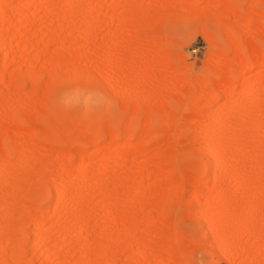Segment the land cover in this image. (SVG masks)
Wrapping results in <instances>:
<instances>
[{
    "label": "rangeland",
    "instance_id": "rangeland-1",
    "mask_svg": "<svg viewBox=\"0 0 264 264\" xmlns=\"http://www.w3.org/2000/svg\"><path fill=\"white\" fill-rule=\"evenodd\" d=\"M73 1L79 2V9L82 8L80 9L81 12L88 11V8L92 9V7L96 9H93L95 13L92 15L90 23L84 22L81 15L69 21L66 14L67 9L70 6L73 7ZM81 1H83L82 4ZM224 1L0 0V21H4L8 27L10 26V31L6 35L9 43L6 51L8 58L14 59V62L12 61L13 63L8 64L6 68L0 67V128L4 129L6 126L3 127L4 124H11L15 135L22 139L21 136L25 134L27 138L30 133L25 130L27 128L26 121L18 118V110L21 111L24 107L21 112L24 111V114L28 115V111L30 115L35 107L36 112L40 114L47 110L48 115L44 118L41 117L39 120L42 128L54 130L55 123L53 126L52 122H59L58 124L63 130L66 128L69 138L68 142L65 143L61 132L58 134L60 141L56 144L52 140L49 142L50 136V139L44 137L45 142L40 139V148L42 149L37 152L39 158L36 159V163L42 170L36 180V186H39L40 194H32L30 201L32 199L31 202L36 203L39 201L43 203L46 211L42 209V211L37 212L33 206L27 211L24 203L8 208L9 202L2 200L3 192H6L7 188L11 191V202L14 204L18 192L23 191L25 195L24 191L26 192L27 188L24 187L25 189L23 188L22 191L17 188V182L23 177L18 176L11 179L8 177V172H6V176H0V198L2 197L0 199L2 200L0 201V233L6 230L9 231L15 225L9 227L5 222L12 218L14 223L17 224L19 220L17 221L16 218L20 217L24 220L21 223L23 224L21 235L23 241L28 242V247L26 246L21 255H17V260L16 251L18 250L19 240L17 238L13 239L14 241L0 240V264H20L21 259L19 260V258H22V264H29L30 261H25V259L29 258L30 260L31 254L33 262L31 261L30 264H264V147L261 149V154L258 155L256 149H254L255 147L252 148L255 144L252 143L250 144L252 146H248L249 150L247 149L246 152L253 159L250 160L249 157V160L247 158V161L241 164L246 165V167L249 166L247 168H252V171L249 170V178L247 177L248 179L244 180V184H247L244 185L245 188H236V178L243 166L235 163L236 153L238 154L236 151L241 149L242 142L252 140L254 143L256 140H260V143L264 142V124L259 126L257 123L258 119L264 121V63L258 60L251 64L250 69L245 70L244 67L252 54V50L249 52L251 39L254 42L253 49L259 46L260 49H256V52L261 50V54L258 52L259 55H262L259 58L261 60L264 58V0H227L229 1L227 5ZM249 5L251 8L248 7ZM241 6L245 7H243L244 10ZM130 10L140 11L143 14L135 17L129 14ZM247 10L250 12H247ZM223 20L227 22H223ZM73 25H78L82 29L91 25L90 46L84 44L85 39L83 37L73 38L71 31ZM23 26L29 28V31L23 35V39L28 42L26 47L23 43L18 44L17 41L20 37L15 36L16 31L23 28ZM221 27L222 30H220ZM223 27L228 30L231 37L233 35L232 39L234 41L223 30ZM37 28L42 30L38 35L34 32ZM48 30H53L56 33L55 40L50 41L51 43L47 40L46 32ZM234 30H236V33ZM222 31L228 37L224 36ZM248 32L251 33L250 36H248ZM241 33L243 34L241 35ZM245 34L248 37H245ZM127 36L131 40L133 39L134 41H132L135 43L133 44L128 39V45L133 48V51H137V57L131 56V59L134 60L132 61L135 62V64H131L133 67L129 65L130 63L128 65L127 63L124 64L118 58H115L114 62L111 61L114 41L127 39ZM224 37L230 42H227ZM243 39L246 42H248L247 40L250 41L249 46L245 45L248 43H244ZM99 47H102L101 49L104 51L98 49ZM234 47L239 49L237 50L239 53L235 52L236 48L234 49ZM232 48L234 51H232ZM23 49H25L24 54L21 53ZM62 50L66 52L68 50V54L71 53L68 59L64 56L65 60L62 57L61 59L60 57L57 58ZM236 53L240 54L241 57L235 55ZM55 54L57 59L54 58ZM231 55L232 57L237 56L236 61ZM70 56H73V58ZM242 58H246L247 61L242 60ZM53 60L54 62L57 60L56 62H60L62 65L60 66L62 75L77 69V67L93 72L94 79L92 81L90 79L92 83H88L89 79L82 78H79V81L77 79L76 82L73 79H70L72 81L66 79L67 83L62 82L61 79L62 83L60 81L56 82L57 79H53L54 77L49 74L51 67L53 68L54 65H52ZM213 66L215 68L220 67L222 70L225 69L224 71L229 68L233 69H231L233 73L230 76L228 75L229 77L227 76L225 79L222 76L221 81H218L221 82V90L223 87L228 89L233 86L231 94L226 96L221 94V91L217 93V86L215 89L212 82L215 77L216 80H219L220 77L216 75L217 72ZM30 68L35 71V81L22 79L23 81L21 80L13 86L15 83L12 77L9 78L10 73H15L18 70L27 73ZM105 70L108 74L105 73ZM112 70L115 71L112 72ZM147 71L155 76L153 78L151 76L155 82L149 78L150 76L146 75L148 74ZM214 71L216 73H213ZM110 72L114 73L112 79L109 77ZM240 72H244L241 80ZM143 77L146 78L145 82L150 83L151 80L153 84L144 83L146 86H143ZM201 77L213 86L209 87L206 93L197 90V84L203 81ZM66 80L63 81L66 82ZM113 83L117 87H114ZM137 83L138 85H136ZM187 83L188 85H186ZM32 84L34 87L36 86L34 91L32 90L34 89ZM140 84L143 86L141 89H145L150 95L149 97L147 93H143L146 99L143 98V95V100L141 101L142 98L139 99L149 109L146 112L144 111V114H152V117L156 120L163 119L164 116L168 118L167 114L163 116V113L159 112L165 106L171 112L179 114L177 117L175 116L177 120L175 123L177 124L174 127L175 129L172 130L173 133L171 132L173 125L171 129L169 127L170 134H167L169 130L165 133L157 125H154L152 135L146 142L142 143L146 151H141L139 154V151L132 145L133 147L130 146L126 150L128 151V154H126L128 159L125 157V162H117V164L115 161L116 151L118 150L117 142L125 137V133L115 129L114 141L109 143L107 137L101 138L100 141H105L104 143L110 145L106 146L107 149L103 153L94 155V151L91 150L92 147H95L94 144L92 146L85 142V135H92V132L81 129L83 133H79L80 130L76 129L87 122L96 125L100 121L104 129H106L104 124H109L108 127H114L117 123H122L133 112V100L130 99L127 108H124L126 103L121 100L124 99L121 95L124 94L123 91L126 92L130 88L132 90H128L129 93L132 92L131 98L139 97L138 91L136 93L135 90L142 91L138 88ZM148 85L158 89L157 92L160 90L161 93L158 92L160 93L158 95L155 89H151L150 86L149 88ZM110 86L113 87L110 88ZM188 86L190 90H188ZM15 87L20 88V90L15 89ZM38 87L40 88L38 89ZM116 88L120 97L117 95L118 92L114 91ZM134 88L136 89L134 90ZM111 89H114V92ZM148 89L149 91H147ZM211 89L213 92L210 91ZM30 90L33 92L31 93ZM74 90L75 92H73ZM153 90L156 92L155 95L152 93ZM184 90L191 91V93H186ZM63 93H70L72 95L71 99L67 102H61L60 98ZM151 93L153 96H151ZM174 96H179V99ZM213 96L217 99V102H212ZM39 101H42L43 109L41 105H38ZM30 104L34 107L31 105L30 108ZM18 105L23 107L20 108ZM49 105L58 108L60 112ZM199 110H203L199 112L200 120H202L200 122L209 120L210 114L216 112L213 114L212 124L206 131H200L195 124H193L194 127L193 125L190 126V123L196 120L193 116H196L195 114ZM9 111L11 112L9 113ZM82 112H85V117ZM247 112H251L252 120L248 124H243L239 118ZM13 120L17 125L13 123ZM104 120L105 122H103ZM14 126L17 129H19V126H24L25 131H15ZM2 130L0 129V135L3 133ZM42 134L44 133L42 132ZM208 136L212 137L215 144H224L228 151L235 144L236 146L239 145L235 149L236 153L232 154L225 164V173L220 178L224 184L223 187L219 183L214 185L212 180L206 181L211 168L207 165L206 154H203L206 151H204L201 141ZM80 139L82 140L81 143ZM135 139L136 137H132L131 140ZM23 142L28 143V138L24 139ZM114 142L115 145H112ZM41 145L44 147H41ZM262 145L264 146V143L260 144L261 148ZM50 146H53V149ZM79 147L84 150L88 149L85 152L86 155L77 156L72 154L64 159L65 164L70 162L67 164L69 167H73L72 162H74V166L77 164L79 169L77 173L75 172L72 175V181L70 180L73 190H70V196L68 195L65 202L54 210L55 191L50 177L55 173L57 164L61 162L62 151L66 149V151H72L73 148L79 150ZM108 153H111L112 157L109 167L110 173L100 176L101 167L98 164L104 156L110 155ZM86 156H96L94 159L96 164L93 166V170L88 171V173L85 171V162L88 161ZM257 156L261 161L255 160L258 159ZM156 160L163 161L161 164L163 163L164 167L167 166L168 169L167 167H165V170L160 169L159 166L157 167ZM254 160L255 163L250 166L248 163L250 161L253 163ZM154 161L156 162L154 163ZM144 162H151V167L141 173L139 167ZM25 164H21V166ZM3 170H5L4 167L0 165V173ZM171 171L175 174H171ZM202 173H205L204 185L203 188H197L198 180L195 176L199 178ZM36 195H39L40 198H36ZM77 195H81V199ZM164 200H170V205H159ZM226 205L232 210L238 211L241 220L236 223V226L234 225V228H229L231 235L228 238V244L226 247H222L221 234L224 228L220 227L221 229L218 228L215 233H210L205 217L209 209L212 215L217 216L218 210ZM15 226L11 231L19 234L20 231ZM35 231L44 235L39 237V241L32 238ZM46 233L49 234L48 241L43 240L47 235ZM181 233L183 234L180 235L182 237L179 236ZM242 244H244L246 251L244 256L240 255ZM112 245L115 248L112 249L114 252L116 248L120 250H118V255L116 254L117 251L112 253L113 255H105L101 247L106 249L107 247L111 248ZM34 246L38 248H34ZM4 248L9 250L14 248L12 250L14 252L8 251L10 254L11 252L14 253L15 258L12 256V258L7 257L6 259L4 254L1 253ZM84 248L92 249L89 252L81 253V250H86ZM32 249L37 250L33 251ZM93 251L95 252L93 253ZM254 252L261 257L262 261L260 263L250 261L255 256ZM36 253L38 254L36 255ZM23 255L25 259H23ZM108 258L110 259L108 260ZM138 259H145L143 260L145 262ZM110 260L113 262L111 263ZM134 260L137 263H133Z\"/></svg>",
    "mask_w": 264,
    "mask_h": 264
},
{
    "label": "bare ground",
    "instance_id": "bare-ground-1",
    "mask_svg": "<svg viewBox=\"0 0 264 264\" xmlns=\"http://www.w3.org/2000/svg\"><path fill=\"white\" fill-rule=\"evenodd\" d=\"M12 1H15V0H12ZM38 1V0H37ZM220 1V0H219ZM221 1H224V0H221ZM244 1H246V0H244ZM218 2V1H217ZM224 2H226V5H227V2H229V1H224ZM74 5H73V7L72 6H70L68 9H67V14H66V17L67 18H69V21H71V20H73V18H76V16H78V15H81V17H82V19H83V21L84 22H86V23H88L91 19H92V15L95 13V11L94 10H96V9H94L93 7H92V9H89L88 8V11L87 10H85L84 12H81L80 11V9H82L81 7H80V9H79V2L77 1V2H72ZM83 3V1H81V4ZM219 3H222V2H219ZM252 3V2H251ZM229 4V3H228ZM245 4V3H244ZM246 5V4H245ZM244 5V6H245ZM243 6V7H244ZM230 7H231V5H230ZM242 7V6H241ZM242 7V8H243ZM248 7H250V5L248 6ZM245 8V7H244ZM244 8H243V10H244ZM251 8V7H250ZM254 8V6L252 7V9ZM84 9V8H83ZM94 9V10H93ZM248 9V8H247ZM97 10H98V8H97ZM248 10H251V9H248ZM247 10V12H250V11H248ZM83 11V10H82ZM101 11V10H100ZM103 11V10H102ZM129 14H132V15H134L135 17H138V16H142V14H143V12H140V11H134V10H130L129 11ZM131 15V16H132ZM213 15V14H212ZM99 16V15H98ZM79 17V16H78ZM219 17V16H218ZM217 17V18H218ZM78 19V18H77ZM221 19V18H220ZM223 19V18H222ZM78 21V20H77ZM76 21V22H77ZM81 21V20H80ZM222 21V20H221ZM73 22V21H72ZM72 22H70V24H72ZM223 22H227V21H225V20H223ZM229 22H231V21H229ZM90 23V22H89ZM229 24V23H228ZM232 24H235L234 22H232ZM236 25V24H235ZM68 26V25H67ZM222 26H224V25H222ZM233 26V25H232ZM70 27V26H69ZM73 28V30H71L72 31V35L74 36L73 38L74 39H77V38H81V37H83L84 39H85V43L84 44H87V45H89L90 46V44H91V41H90V39H89V37H90V31H91V25H90V27H89V25L87 26V27H89V28H85V29H82V27H79L78 25H73L72 26ZM9 28H10V26L8 27L7 25H6V23L4 22V21H0V67H4V68H6L7 66H8V64H10L12 61L14 62V59H9L8 58V53H7V51H6V47L9 45V43H8V38H7V34H8V32L10 31L9 30ZM235 28V27H234ZM233 28V29H234ZM226 28H224L223 27V30H225ZM220 30H222V27H221V29ZM245 30V29H244ZM243 30V31H244ZM29 31V28H27V26H23V28H19L17 31H16V33H15V36L17 35V36H19L20 37V39H19V41H17V43L18 44H20V43H23L24 44V47H26L27 45H28V42H27V40L26 39H23L24 37H23V35L24 34H26L27 32ZM70 31V32H71ZM236 30H234V32H235ZM37 35L39 34V33H41L42 32V30L40 29V28H37V29H35V31H34ZM223 32V31H222ZM225 32L228 34V30H225ZM242 32V31H241ZM34 33V34H35ZM236 33V32H235ZM239 33V32H238ZM247 33V32H246ZM249 33V32H248ZM35 34V35H36ZM46 34H47V40L50 42V41H53V40H55L54 38L56 37V33H55V31H53V30H48L47 32H46ZM227 34H225L224 32H223V35L225 36H227L228 37V35ZM243 33H241V35H242ZM250 34L251 33H249L248 34V36H250ZM115 35V34H114ZM129 35V34H128ZM237 35V34H236ZM239 35V34H238ZM246 35V34H245ZM230 37H231V35H229ZM240 36V35H239ZM247 35L245 36V37H248ZM126 37V36H125ZM128 38L126 39V38H124V40H120L119 41V39H118V41H114V46H113V52L111 53L112 55V62H114V60H115V58L117 59H119L120 61H123L124 62V64H126L127 63V65H128V63H130L129 65H131V64H135V62H133L134 60L133 59H131V56L132 55H134V57H137L136 56V54H137V51L135 52V51H133L132 49L133 48H131L130 47V45H128V43H127V40L129 39L130 41H132L131 39H130V37L129 36H127ZM229 37V38H230ZM232 37H233V35H232ZM232 37H231V39H232ZM122 39V38H121ZM126 39V40H125ZM224 39L225 40H227L226 39V37H224ZM115 40H117V39H115ZM240 40H241V37H240ZM244 40V39H243ZM47 41V42H48ZM134 41V40H133ZM133 41H132V43H133ZM229 40H227V42H228ZM232 41H234V39H232ZM236 41V40H235ZM248 42H246L245 40H244V43L246 42V43H248V44H245V45H248L249 46V44H250V41L249 40H247ZM251 41H252V43L250 44L251 45V49H249V52L252 50V54L250 55V57H249V59H248V61L247 60H245V59H243L242 58V60H244V61H247V64L244 66L245 67V70H247V69H250V67H251V64L252 63H254V62H257L258 60L260 61V62H262V63H264V58L261 60L260 58V56H262V55H259V53L261 52V50L259 51H257L256 52V49H258L259 48V46L257 47V48H255V49H253L254 47H252V45H253V40L251 39ZM226 42V41H225ZM230 42V41H229ZM237 42V41H236ZM16 43V45L18 46V44ZM51 43V42H50ZM105 43V42H104ZM232 43V42H231ZM230 43V44H231ZM103 44V43H102ZM101 44V45H102ZM129 44H131V43H129ZM133 44H135V43H133ZM100 45V46H101ZM232 45V44H231ZM256 45V44H255ZM103 46V45H102ZM109 46V45H108ZM234 46V45H233ZM235 46H237L236 44H235ZM247 46V47H248ZM153 47V46H152ZM238 47V46H237ZM237 47H234V49H235V52L237 51V50H239V49H237ZM247 47H244L245 49L247 48ZM17 48V47H16ZM102 48V47H101ZM100 47L98 48V49H100L101 51H104V50H102ZM105 48V47H104ZM150 48V47H149ZM106 49V48H105ZM233 49V48H232ZM234 49L232 50V51H234ZM260 49V48H259ZM150 50V49H149ZM148 50V51H149ZM231 50V49H230ZM253 50H255V51H253ZM63 51V55L61 54V52ZM62 51H60V53L58 54V56H57V58L58 57H60V59H61V57L63 58V60H65L64 59V57H66L67 59H68V57H69V55H71V53L70 54H68V50H67V52L65 51V50H62ZM109 51V50H108ZM245 51V50H244ZM68 54H66V53ZM98 52L100 53V51L98 50ZM135 52V53H134ZM234 52V53H235ZM238 52V51H237ZM247 52V51H246ZM259 52V53H258ZM21 53L22 54H24L25 53V49H23V50H21ZM97 53V52H96ZM102 53V52H101ZM133 53V54H132ZM234 53H233V55H234ZM239 53V52H238ZM241 53V52H240ZM86 54V53H85ZM231 54H232V52H231ZM248 54V53H247ZM261 54V53H260ZM60 55H62V56H60ZM97 55V54H96ZM101 55V54H100ZM109 55V54H108ZM140 55V54H139ZM235 55H239L240 57H241V55H242V53H241V55L240 54H235ZM55 56H56V54L54 55V58H55ZM64 56V57H63ZM74 56V55H73ZM73 56H70L71 58H73ZM117 56V57H116ZM97 57H99V56H97ZM133 57V56H132ZM231 57H232V55H231ZM236 57L237 56H235V57H232V58H234V60L236 59ZM240 57H238V58H240ZM244 57V56H243ZM247 57V58H248ZM260 57V58H259ZM19 58V57H18ZM53 58V59H54ZM57 58H55V59H57ZM130 60H131V62H133V63H131L130 62ZM133 60V61H132ZM137 60V59H136ZM240 60V59H239ZM57 60H55V62H54V60L52 61L53 63H52V65H53V68L51 67V69H50V75H51V77H54L53 79H57L56 80V82H58V81H60V79L62 80V82H64V83H67V80L66 79H68V80H70V79H73L75 82H76V80L78 79V81H79V78H82V79H89L88 80V83H92L91 81H92V79H94L93 78V72L91 73V72H88L86 69H84V68H78L77 67V69H75V70H72V71H70V72H67V73H65V75L63 74H61L60 73V69H61V67L60 66H62L61 64H60V62H56ZM62 61V60H61ZM110 61V60H109ZM119 61V62H120ZM148 61V60H147ZM236 61V60H235ZM238 61V60H237ZM12 62V63H13ZM111 62V63H112ZM116 62V61H115ZM140 62H143V61H140ZM62 63V62H61ZM64 63V62H63ZM107 63V62H106ZM105 63V64H106ZM259 63V62H258ZM35 64V63H34ZM109 64V63H108ZM121 64V63H120ZM136 64H137V62H136ZM142 64V63H141ZM147 64V63H146ZM148 64H149V61H148ZM153 64V63H152ZM29 65V64H28ZM30 65H32L31 63H30ZM66 65V64H65ZM99 65V64H98ZM140 65V64H139ZM135 66V65H134ZM137 66H138V64H137ZM230 66H233V65H230ZM29 67H31V66H29ZM34 67V66H33ZM99 67V66H98ZM97 67V68H98ZM102 67H104V66H102ZM111 67V66H110ZM131 67H133V65H131ZM144 67H145V64H144ZM146 67H148V65H146ZM156 67V66H155ZM169 67V66H168ZM214 67V66H213ZM217 67V66H216ZM233 67H235V66H233ZM3 68V69H4ZM87 68V67H86ZM106 68V67H105ZM109 68V67H108ZM127 68V67H126ZM150 69H151V67H149ZM157 68V67H156ZM166 68V67H165ZM215 68V67H214ZM218 68V69H217ZM217 68H215L216 69V72L214 71L213 73H216V75H218L219 77H220V79L219 80H216L215 78V80L213 79V82H212V84H213V86H215V89H216V86H217V93L219 92V91H221L220 93L221 94H224V95H229V94H231V91H233V89H232V87L230 88H224L223 86V88H222V90H224L223 92H222V90H221V82H218V81H221V77L223 76L225 79H226V77L229 75L230 76V74L231 73H233V69L232 68H229L228 70H226V71H224V70H222V68H220V67H217ZM220 68V69H219ZM236 68V67H235ZM19 69V68H18ZM34 69V68H33ZM89 69V68H88ZM104 69V68H103ZM132 69V68H131ZM167 69V68H166ZM170 69V68H169ZM232 69V70H231ZM5 70V69H4ZM53 71V75L51 74V72ZM97 70H99V69H97ZM109 70H110V68H109ZM116 70V69H115ZM115 70H112V72H114ZM6 71V70H5ZM4 71V72H5ZM28 71V70H27ZM62 71V70H61ZM106 71V70H105ZM111 71V70H110ZM142 71H144V70H142ZM145 71H146V69H145ZM161 71H163V70H161ZM170 71V70H169ZM174 71V70H173ZM35 71H32V68H30V71L29 72H27V73H23L21 70H18L17 72L15 71V73L14 72H12V73H10V77L9 78H13V80H14V85L13 86H15L19 81H21L22 79H28V81L29 80H31L32 82H33V80L35 81V78H36V75H35V73H34ZM63 72V71H62ZM112 72H110V75H109V77L112 79V77H113V75H114V73H112ZM148 72V71H147ZM158 72V71H157ZM103 73V72H102ZM105 73H107V71L105 72ZM150 72H148V74H146V75H148V76H150L149 78L151 79V80H153L152 78H153V74L152 73H150ZM241 73V72H240ZM243 73L244 72H242L241 73V77H240V80L243 78ZM6 74V73H5ZM108 74V73H107ZM144 74V73H143ZM160 74V73H159ZM164 74V73H163ZM98 75V74H97ZM95 76V75H94ZM105 76V75H104ZM141 76V75H140ZM144 76V75H143ZM151 76H152V78H151ZM211 76V75H210ZM228 76V77H229ZM245 76V75H244ZM4 77V76H3ZM101 77V76H100ZM106 77V76H105ZM155 77V76H154ZM160 77V76H159ZM176 77V76H175ZM8 78V77H7ZM144 79H142L143 80V86H146L144 83H148V82H145V77H143ZM148 78V79H149ZM211 78H213V77H211ZM211 78H209V79H211ZM90 79H91V81H90ZM103 79V78H102ZM147 79V80H148ZM201 79H202V77H201ZM208 79V80H209ZM63 80H66V82L65 81H63ZM106 80V79H105ZM108 80H109V78H108ZM146 80V81H147ZM151 80L149 81L150 83H148V84H151L152 82H151ZM200 80V79H199ZM203 80V81H202ZM201 81V83L199 84H197L196 82V80H194V81H196L195 83L198 85V88H197V90H198V92L200 91L201 93H206L207 91H208V89H209V87H211L212 85L211 84H209V82H207V81H204V78L202 79ZM23 81V80H22ZM70 81H72V80H70ZM94 81V80H93ZM141 81V80H140ZM193 81V82H194ZM212 81V80H211ZM61 82V81H60ZM61 82V83H62ZM69 82V81H68ZM81 82V81H80ZM83 82V81H82ZM97 82H98V80H97ZM106 82V81H105ZM109 82V81H108ZM111 82V81H110ZM112 82H114L113 80H112ZM111 82V83H112ZM142 82V81H141ZM153 82H155L154 80H153ZM238 82H239V80H238ZM94 83V82H93ZM235 83V82H234ZM77 84V83H76ZM75 84V85H76ZM99 84H100V81H99ZM108 84V83H107ZM114 84V83H113ZM113 84H110V85H113ZM153 84V83H152ZM220 84V85H219ZM239 84V83H238ZM74 85V86H75ZM115 85V86H114ZM113 86L114 87H117L116 86V84H114ZM118 85V84H117ZM136 85H138V83L136 84ZM186 85H188V83L186 84ZM189 85H190V82H189ZM32 86H33V84H32ZM113 86H110V88L111 87H113ZM142 86V84H140V86H138V88L139 89H141V87H143ZM150 85H148V87H149ZM155 87H156V85H154ZM212 86V87H213ZM136 87V86H135ZM151 87V86H150ZM149 87V88H150ZM196 87V86H195ZM33 88L34 89H32L33 91L34 90H36V86L34 87L33 86ZM40 87H38V89H39ZM137 88V87H136ZM136 88H134V90L136 89ZM153 87H151V89H152ZM15 89H19L20 90V88H17V87H15ZM14 89V90H15ZM37 89V90H38ZM129 90H132V89H130V88H128ZM127 89V91L125 92V91H123L124 92V94L123 93H120V94H123V95H121V97L123 96V98L124 99H121L122 101L124 100L125 102L124 103H126L125 104V106H124V108H127V103L129 102V101H131L130 99H132L133 100V102H132V105H133V112L131 113V114H129L128 115V117H126L125 118V120L122 122V123H117V125L116 126H114V127H108V125L107 124H104V125H106V129H104V127L102 126V124H101V122L100 121H98L97 123H96V125H93L92 124V122H87V123H84L82 126H80L79 127V125H78V129H76V130H80L79 131V133L80 132H82L81 131V129L82 130H87V131H90V132H92V135L91 134H89V135H91V136H86L85 135V142L87 143V144H94V146L95 147H92L93 149H91L92 151H94L93 152V154L94 155H97V154H100L101 152L103 153V151L105 150V149H107V145L109 146L110 144L109 143H112L113 141H114V134H115V129H117L118 131H123V133H125V137L120 141V142H117L118 143V146H117V153H116V155H117V157H116V159H115V161H116V163L117 162H119V163H121L122 161L123 162H125V157H127V159H128V156H126V154H128V151H126L130 146L131 147H135L138 151H139V154L141 153V151L143 152V151H146V149L143 147V145H142V143L143 142H146L149 138H150V136L152 135V127L154 126V125H157L158 126V128H160V129H162L163 131H165V133L169 130V127H170V129L172 128L171 126L173 125V128L171 129V132H172V130L173 129H175L174 127H175V125L177 124V123H175V122H177V120L175 119V116L177 117V115H179L178 113L176 114V113H173V112H171L170 110H169V108L167 107V109H166V106H165V108L164 109H161V111H159V112H162L163 113V116H164V114H167L168 115V118H167V116H164L163 117V119H154L153 117H152V114H144L146 111H148L149 109L144 105V104H142L141 103V101L143 100V98L144 99H146V97L144 96V94L145 93H147L146 91H145V89L143 90V89H141L142 91H140V90H135V92L136 91H138V95H139V97H137V98H134V99H136L135 101H134V99L133 98H131L132 97V92L131 93H129V90ZM153 89H155V88H153ZM218 89H220V90H218ZM32 90H30L31 91V93L33 92ZM94 90V89H93ZM112 90V89H111ZM114 90V89H113ZM112 90V91H113ZM157 90L158 89H155V91L157 92ZM183 90V89H182ZM188 90H190L189 89V86H188ZM30 91H29V94H30ZM114 91H117L118 93H117V95H118V97H120L119 96V91H118V89L116 88V90H114ZM113 91V92H114ZM144 91V92H143ZM147 91H149V89L147 90ZM154 90L152 91V93L154 94V93H156ZM184 91H186V93H191V91H187V90H184ZM210 91H212V89L210 90ZM215 91V90H214ZM21 92V91H20ZM20 92H18V93H20ZM38 92H39V90H38ZM73 92H75V90L73 91ZM158 92H160V90L158 91ZM157 92V94L159 95L160 93H158ZM213 92V91H212ZM116 93V92H115ZM137 93V92H136ZM144 93V94H143ZM149 93V92H148ZM147 93V94H148ZM151 93V96H153V94ZM193 93V92H192ZM195 93V92H194ZM15 94V93H14ZM74 94V93H73ZM86 94H88V93H86ZM147 94H146V96H147ZM178 94V93H177ZM176 94V95H177ZM185 94V93H184ZM35 95V94H34ZM113 95H114V93H113ZM116 95V94H115ZM116 95V96H117ZM142 95L144 96L143 98H142ZM155 95V94H154ZM179 95V94H178ZM188 95V94H187ZM224 95H221V96H224ZM19 96V95H18ZM71 94L70 93H63L62 95H61V98H60V101L61 102H67V101H69L70 99H71ZM85 96V95H84ZM148 96L150 97V95L148 94ZM174 97H178L177 99H179V96H174ZM140 98H142L141 99V101H139V99ZM148 98V97H147ZM187 98H188V96H187ZM215 97L213 96V100H212V102H217V99L215 98ZM120 99V98H119ZM84 100V99H83ZM24 101V100H23ZM26 101V100H25ZM24 101V102H25ZM35 101V100H34ZM34 101H32V102H34ZM107 101V100H106ZM28 102H31V101H28ZM27 102V103H28ZM38 102V101H37ZM37 102H35V103H37ZM41 102L42 101H39V104L38 105H41ZM211 102V101H210ZM211 102V103H212ZM22 103V102H21ZM26 103V104H27ZM219 103V102H218ZM25 104V105H26ZM49 104H51V103H49ZM23 105V104H22ZM28 105V104H27ZM32 104H30L29 106H30V108L33 106H31ZM37 105V106H38ZM130 105H131V102H130ZM162 105V104H161ZM36 106V105H35ZM49 106H51V105H49ZM199 106V105H198ZM18 107H23V106H19L18 105ZM34 107V106H33ZM41 107H42V105H41ZM51 107H53V109L55 108L53 105L51 106ZM130 107V106H129ZM162 107V106H161ZM192 107V106H191ZM196 107V106H195ZM26 108H28L29 110H31L29 107H26ZM25 108V109H26ZM39 109H40V107H38ZM86 108V107H85ZM121 108H122V106H121ZM193 108V107H192ZM197 108V107H196ZM205 108V107H204ZM23 109H24V107H23ZM22 109V110H23ZM33 109V108H32ZM34 109L35 110H32L31 112H33V113H31L30 115H29V112L27 111V114L28 115H25L24 114V111L23 112H21L20 110H18V118L19 119H21V120H24V121H26L25 123H26V125H27V128L25 129V128H23L24 126H19V129H17L16 128V126H14V128H16L15 129V131L17 130V131H27V132H29L30 134H29V136L27 137L28 138V143H24L23 142V140L25 139H27L26 138V136H25V134L23 135V136H21V137H23L22 139L21 138H19V136H17V135H15L14 133H13V125L11 126V124L10 125H7V124H4L3 125V127H4V129L1 127L0 129L2 130V134L0 135V165H2V167H4V169L5 170H3L1 173H0V176L2 175V177L5 175L6 176V172H8L7 174L9 175L8 177H10L11 179H15L16 177H18V176H20V177H23L21 180H19L18 182H17V188L20 190V191H22V189L25 187V188H27L26 189V192L24 191V193H25V195L23 194V191L22 192H18L19 194L17 195L18 197H16V202L13 204L12 202H11V191L8 189H6V192H3V198H2V200L3 201H5V202H9V206H8V208L10 207V208H12V207H14L15 205H19V204H23L24 203V206L27 208V211L33 206L34 208H35V211H37V212H40V211H42V209H43V211H46V210H44V208L46 209V207H43V203H40L39 201H37L36 203H34V201L33 202H31L32 201V199H31V201H30V198L32 197L31 195L33 194H37V193H39L40 194V191L38 190V188H39V186H36L37 184H36V180H37V178H38V176L40 175V172L42 171V170H40L41 168H39L40 166L38 165V163H36V159H38L39 158V156H38V154H37V152H39L42 148H40V139H43L44 140V137L46 136V137H48L49 139H50V137H51V139H50V141L49 142H51V140H52V142L53 143H58L59 141H60V139H59V137H58V134L59 133H61L62 132V136H63V141L65 142V143H67L68 142V134H67V132H66V128H64V130L60 127V124H58L57 122H55V121H53L52 122V125L54 126V123H55V129L53 130V129H50V130H46L45 128H42V125L39 123V120H40V118L42 117V118H44V117H46V115H48L47 113H46V111L42 114H40V113H37L36 112V108L34 107ZM38 109V110H39ZM42 109H43V107H42ZM130 109V108H129ZM203 109V108H202ZM54 110H57L58 112H60L59 111V109L58 108H55ZM41 111V110H40ZM145 111V112H144ZM200 111H203V110H199L195 115L196 116H193V117H195V121L193 122V123H190V126L192 127V125L193 124H195L196 125V127L197 128H199L200 129V131H206L209 127H210V125L212 124V118H213V114H215L216 112H214V113H211L210 115H211V117L209 116V120H207V121H203V122H200V121H202V120H200V116H199V112ZM206 111V110H205ZM11 111H9V113H10ZM62 112H63V110H62ZM128 112H129V110H128ZM182 112V111H181ZM83 113V112H82ZM85 113V112H84ZM83 113V114H84ZM161 113V114H162ZM5 114H7V113H5ZM83 114H82V117H83ZM127 114V113H126ZM11 115V114H10ZM85 115L86 114H84V117H85ZM142 115H144V116H142ZM241 115V114H240ZM7 116V115H6ZM5 116V117H6ZM140 116H142V117H140ZM11 117V116H10ZM73 117V116H72ZM202 118V117H201ZM178 119V118H177ZM10 120V119H9ZM106 120V119H105ZM105 120L103 121V122H105ZM176 120V121H175ZM239 120H240V122H242L243 124H248V123H250V121L252 120V114H251V112L250 113H243L242 114V116H241V118H239ZM69 121V120H68ZM9 122V121H8ZM10 122H12V121H10ZM196 122V123H195ZM13 123L14 124H16L15 122H14V120H13ZM12 123V124H13ZM116 123V122H115ZM258 124H259V126H262L263 124H264V121L262 120V119H258V122H257ZM72 124V123H71ZM75 124H77L76 122H75ZM241 124V123H240ZM17 125V124H16ZM195 125H193V127L195 126ZM44 126V125H43ZM75 126H77V125H75ZM18 127V126H17ZM22 127V128H21ZM41 127V128H40ZM71 127V126H70ZM73 127V126H72ZM108 127V128H107ZM69 128V127H68ZM25 129V130H24ZM30 129H31V132H30ZM45 129V130H44ZM47 129H49V127H47ZM70 129V128H69ZM74 129V128H73ZM159 129V130H160ZM72 130V129H71ZM156 130V129H155ZM159 130H157V131H159ZM154 131V130H153ZM156 131V132H157ZM42 132L44 133V134H42ZM169 133H167V134H170V130L168 131ZM83 133V132H82ZM86 133V132H85ZM122 133V132H121ZM173 133V132H172ZM17 134V133H16ZM42 134V135H41ZM46 134V135H45ZM78 134V133H77ZM84 135V134H83ZM154 135V134H153ZM42 136V137H41ZM50 136V137H49ZM25 137V138H24ZM83 137V136H82ZM108 138L109 139V143H104L105 141H100V139L101 138ZM132 137H136V139L135 140H131L132 139ZM258 137V136H257ZM81 140V139H80ZM255 140V139H254ZM253 141V140H252ZM252 141H246V142H242V145L240 146V148L241 149H239L238 151H236V152H238V154L235 152V149H237L236 147L238 146L239 147V145H237L236 146V144H235V146H232V148H229L230 150L228 151L227 150V148L225 147V145L224 144H222V143H217V144H215V142H214V140L212 139V137L211 136H208V137H206V138H204L202 141H201V143H202V146H203V148H204V151H206V152H204L203 154H206V158H207V160H206V162H207V165H209L208 167H210L211 169V172L209 173V176H208V178H206V181L208 180V181H210V180H212V183L215 185V184H220V186L221 187H223V182H221V180H220V178H221V175L223 174V173H225V164L227 163V160H229V158H230V156H232V154H234V153H236V158H235V163L238 165V164H244V162L245 161H247V158H248V160H249V157L250 156H248V152H246L247 151V149H248V146L250 145V144H252L253 143V145L254 146H252V145H250V146H252V148L253 147H255L254 149H256V152H257V154L259 155V153L261 152V149H263V145H262V148H261V146H260V144H262V143H264V142H261L260 143V140H256V142L254 143V142H252ZM262 141V140H261ZM44 142H45V140H44ZM47 142V141H46ZM82 142V140L80 141V143ZM181 143V142H180ZM240 143V142H239ZM54 144V145H55ZM238 144V143H237ZM45 145V144H44ZM47 145V144H46ZM45 145V146H46ZM112 145H115V142H114V144H112ZM133 145V146H132ZM48 146V145H47ZM83 146V145H82ZM41 147H44L43 145H41ZM50 147H52V149H53V146H50ZM70 147V146H69ZM55 148V147H54ZM82 148V147H81ZM80 147H79V150H78V148L76 149V148H73L72 149V151H62V153H61V162L60 163H58L57 164V166H56V170H55V173L50 177V179H51V183L53 184V190L55 191V203H53L54 204V210H56V209H58V207H60V205H62V203H64L65 202V200H66V198H68V195H69V192H70V190L72 191L73 190V188H71V183H70V180L71 179H73V174L76 172L77 173V170H79L78 169V167H77V164H76V166H74L75 164H74V162H72L71 164L73 165V167H69L67 164H69L70 162H68V163H66L65 164V160L64 159H67L68 158V155H72V154H76L77 156H83V155H86L85 154V152L88 150V149H86V150H84V149H81ZM40 149V150H39ZM51 149V148H50ZM76 151H75V150ZM95 149V150H94ZM249 150V149H248ZM251 150V149H250ZM203 151V150H202ZM263 151V150H262ZM163 152V151H162ZM30 153H32L31 155H30ZM42 153V152H41ZM248 153V154H247ZM255 153V152H254ZM263 153V152H262ZM28 154H29V156H28ZM92 154V155H93ZM108 154H110L109 156H104L103 157V159H101L100 161V164H98L101 168V170H100V176H105V175H107V174H109L110 172H109V167H110V163H111V159H112V157H111V153H108ZM256 154V155H257ZM261 154V153H260ZM263 155V154H262ZM261 155V156H262ZM96 157V156H95ZM95 157L94 156H86V158L88 159V161H86L85 163H86V165H85V171L88 173V171H91V170H93L92 168H93V166L96 164V162H95ZM253 157H255V155H253ZM258 157V156H257ZM76 158H78V157H76ZM251 159L250 160H252L253 158L252 157H250ZM126 159V160H127ZM23 160H25V162H23ZM69 160V159H68ZM80 160V159H79ZM160 160V159H159ZM161 160H163V159H161ZM256 161L257 160H260V158L258 157V159H255ZM255 160L254 161H252L253 163H251V161H250V163H248L250 166H252L251 164H254L255 163ZM157 161V162H156ZM156 161H154V163L155 164H158L157 165V167L159 166V167H161L160 169H164L165 170V167H167V166H165L164 167V164L162 165L161 164V162H163V161H158V160H156ZM261 161V160H260ZM260 161H258V162H260ZM21 162H23V163H21ZM66 162H67V160H66ZM122 162V163H123ZM204 162V161H203ZM24 163H26L24 166H21V164H24ZM150 163L151 162H144V163H142V165H140V167H139V171L142 173V172H145L146 170H148V168L149 167H151V165H150ZM153 163V162H152ZM118 164V163H117ZM160 164V165H159ZM247 164V163H246ZM71 165V166H72ZM97 165V166H98ZM120 165V164H119ZM175 165V164H174ZM256 165V164H255ZM255 165H253L254 167H255ZM79 166V165H78ZM241 166H243V165H241ZM257 166H260V165H257ZM14 167V168H13ZM247 167H249V166H247ZM246 167V165H244L243 167H242V169H241V167H240V169H241V171L239 172V174H238V176H237V178H236V188H245V186L247 185V184H244V180H246V178L248 177V175H249V170L250 171H252V168L250 169V168H247ZM153 168V167H152ZM157 170V171H159V172H163L162 170ZM167 169H168V167H167ZM224 169V170H223ZM153 170H155V169H153ZM172 172V171H171ZM175 174V172H172L171 174ZM183 173H185V172H183ZM250 173H252V172H250ZM127 174V173H126ZM129 174V173H128ZM187 174V173H186ZM205 175V173H202L201 174V176L198 178L197 176H195V178H197V180H198V182H197V184H198V187L197 188H203V182H204V176ZM252 175V174H251ZM76 176V175H75ZM8 177H6L7 179H8ZM249 178V177H248ZM247 178V179H248ZM250 178H251V176H250ZM64 179H66V180H64ZM49 180V179H48ZM48 180H47V182H48ZM72 181V180H71ZM209 183V182H208ZM50 184V183H49ZM125 184V183H124ZM123 184V185H124ZM245 185V186H244ZM52 187V186H51ZM248 187V186H247ZM24 188V189H25ZM248 188H251V187H248ZM81 190H82V188H80ZM28 190V191H27ZM53 190L51 189V191L53 192ZM79 190V189H78ZM116 190H118V188H116ZM39 191V192H38ZM80 193V192H79ZM78 193V194H79ZM39 196V195H38ZM37 195H36V198L38 197ZM53 196V195H52ZM70 196V195H69ZM80 196L81 195H77V197L79 198V199H81L80 198ZM14 197V196H13ZM12 197V198H13ZM35 197V196H34ZM54 197V196H53ZM76 197V198H77ZM0 198V199H1ZM35 198V199H36ZM38 198H40V197H38ZM77 198V199H78ZM15 199V198H14ZM2 200H0V201H2ZM15 201V200H14ZM80 202H81V200H79ZM252 201V200H251ZM257 201V200H256ZM12 204H11V203ZM52 202V201H51ZM77 202H78V200H77ZM79 203V202H78ZM34 204V205H33ZM82 204V203H81ZM157 204V203H156ZM172 204V203H171ZM255 204V203H254ZM159 205H162V206H169L170 205V200H164V201H162ZM256 205V204H255ZM21 206V205H20ZM23 206V205H22ZM71 206V205H70ZM50 207V206H49ZM17 208H18V206H17ZM48 209H50V208H48ZM47 209V210H48ZM23 211V210H22ZM25 213V212H24ZM26 214V213H25ZM28 214V213H27ZM23 215V214H22ZM19 216H20V214H19ZM23 217V216H22ZM20 218V217H19ZM16 218L17 219V224L16 223H14V220L11 218V219H9L7 222H5L6 223V225L7 226H9V227H12L14 224L16 225H14L15 226V228L17 227V229L20 231V233L19 234H16V233H14L13 231H11V230H13L14 229V226H13V228L11 229L10 228V230L9 231H5V232H2V233H0V240L2 241V240H4V239H7V240H12V241H14L15 240V238H17L18 240V250L16 251L17 253H16V258H17V255H21L22 253H23V250H25V248H26V246H27V243L28 242H25V241H23V238H22V235H21V231H22V229H23V227H22V225L23 224H21L22 223V221H24L22 218ZM15 219V220H16ZM22 219V220H21ZM165 220V219H164ZM240 220H241V218L239 217V214H238V211H235V210H232L228 205H226V206H224V207H221L219 210H218V214H217V216L216 215H212V212L210 211V209H209V211H207V214H206V217H205V221L207 222V224H208V228H209V232L210 233H215L217 230H218V228H220V227H223L222 229V234H221V244H222V247H226L227 246V244H228V238L230 237V235H231V232H230V230H229V228H234V225L236 226L237 224L236 223H239L240 222ZM231 226V227H230ZM233 226V227H232ZM8 227V228H9ZM221 229V228H220ZM235 230V229H234ZM233 230V231H234ZM178 232V231H177ZM176 232V233H177ZM179 233V232H178ZM47 234V233H46ZM43 235V234H42ZM38 231H35V233L32 235V238L34 239V240H37V241H39L38 239H39V237L40 236H42ZM49 234H47L46 236H48ZM174 235V234H173ZM180 235H183L182 233L181 234H179V236ZM44 236V235H43ZM45 236V238L43 239V240H46V241H48L47 239L49 238V236L48 237H46ZM141 236V235H140ZM175 237V236H174ZM180 237H182V236H180ZM180 237H178V238H180ZM14 239V240H13ZM135 239V238H134ZM181 240H182V238H180ZM102 240V239H101ZM36 241V242H37ZM26 244H25V243ZM35 242V241H34ZM33 242V243H34ZM43 242V241H42ZM220 242V241H219ZM38 244V243H37ZM97 244H98V241H97ZM101 244V243H100ZM99 244V245H100ZM34 245H35V243H34ZM102 245V244H101ZM33 246V245H32ZM40 246V245H39ZM102 246H104V245H102ZM6 247V246H5ZM28 247V246H27ZM49 247V246H48ZM99 247H101V246H99ZM104 247H106V246H104ZM104 247H101V248H103L102 250H103V253H105V255L106 254H108V255H110V254H112V253H115L116 251V254L120 251L119 249V251L117 250V248H116V251L114 252V250H112V249H115L114 248V246L112 245V247L111 248H104ZM110 247V246H109ZM15 248V247H14ZM13 248V249H14ZM34 248H38V247H35L34 246ZM47 248V247H46ZM87 248H89V247H87ZM96 248H98V247H96ZM96 248H95V251H96ZM5 249V248H4ZM3 249V251L1 252L2 254H4V257H6V259H7V257L9 258V257H11L12 258V256L14 255L15 256V254L14 253H12V252H14V251H12L13 249H10L12 252H11V254L9 253V249L8 248H6L5 250ZM16 249V248H15ZM44 249V248H43ZM84 249H86V248H84ZM92 248H90L89 250H91ZM9 250V251H8ZM33 251H35V250H37V249H32ZM89 250L88 249H86V250H81V253H83V252H89ZM98 250V249H97ZM95 251H93V253L95 252ZM99 251H101V250H99ZM37 252V251H36ZM57 252V251H56ZM79 252H80V250H79ZM97 252V251H96ZM245 246H244V244H242V246H241V248H240V255H242V256H244V254H245ZM9 253V254H8ZM35 253V252H34ZM33 253V254H34ZM41 253V252H40ZM60 253V252H59ZM92 253V252H91ZM101 253V252H100ZM255 253V252H254ZM38 253H36V255H37ZM43 254V253H42ZM67 254H68V252H67ZM11 255V256H10ZM92 255V254H91ZM113 255V254H112ZM118 255V254H117ZM122 255V254H121ZM13 256V258H15ZM34 256H35V254H34ZM19 257V256H18ZM30 257L32 258V254L30 255ZM39 257V256H38ZM111 257V256H110ZM119 257V256H118ZM183 257V256H182ZM259 256H257V254L255 253V256L254 257H252V259L250 260L251 262H256V263H260L262 260L260 259L261 257H259ZM10 258V259H11ZM31 258H30V260H29V258L26 260L25 258H24V255H23V259H25V261H32L33 262V260H31ZM47 258V257H46ZM140 258V257H139ZM21 259V261H22V258H19V260ZM34 259V258H33ZM110 258H108V260H109ZM137 259V258H136ZM146 259V258H145ZM145 259H143V260H145ZM12 260V259H11ZM17 260H18V258H17ZM139 260V259H138ZM141 260V259H140ZM139 260V261H140ZM143 260H141V262H145V261H143ZM15 261H16V259H15ZM21 261L19 262V261H17V262H19L20 264H22L21 263ZM24 261V260H23ZM39 261V260H38ZM107 261V260H106ZM111 261V260H110ZM147 261V260H146ZM8 262V261H7ZM11 262V261H10ZM14 262V261H13ZM30 262H29V264H30ZM31 262V263H32ZM113 261H111V263H112ZM148 262V261H147ZM57 263H58V261H57ZM65 263V262H64ZM133 263H137V262H135V260H134V262ZM28 264V263H27ZM132 264V263H131ZM137 264H139V263H137Z\"/></svg>",
    "mask_w": 264,
    "mask_h": 264
}]
</instances>
